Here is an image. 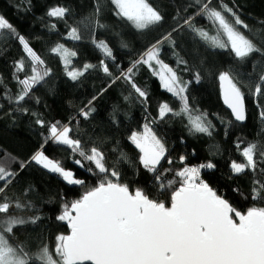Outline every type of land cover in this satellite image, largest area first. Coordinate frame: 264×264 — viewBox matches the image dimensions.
Returning a JSON list of instances; mask_svg holds the SVG:
<instances>
[{"label": "trees", "instance_id": "1", "mask_svg": "<svg viewBox=\"0 0 264 264\" xmlns=\"http://www.w3.org/2000/svg\"><path fill=\"white\" fill-rule=\"evenodd\" d=\"M97 0H0V14L12 23L19 33L28 40L30 46L45 61L44 67L50 69L45 80L33 88L31 97L26 98L19 110L18 105L9 102V95L15 96L21 86L16 80L15 62L21 58L28 63L23 46L19 40L7 33L0 35V161L6 168L18 173L0 193V202L5 199L26 205L22 208L11 207L8 215L23 217L26 220L36 218L17 226L8 238L13 245H22L24 250L34 255L45 245L55 257V237L69 234L66 222L57 219L62 213L63 204L78 199L84 191L93 187L98 177L88 172L94 167L84 162L81 168L73 162L71 151L66 146L55 145L51 141L44 145L47 126L53 122L69 123L73 129L71 135L79 138L86 147L98 146L105 154V163L116 167L120 173V182L128 184L130 189H142L151 198L162 200L170 205L172 189L162 190L160 181L139 163V150L129 137L132 132L142 131L148 122L152 130L165 143L167 158L172 163L161 162L158 169L163 171L161 179L165 182L179 179L175 173L184 166L211 162L213 169L203 172V179L218 195L227 199L239 211L246 212L249 207H264V200L253 199L252 189L257 181L264 183V159L259 150L256 155L257 168L236 174L231 170V162H244L241 152L248 143H256L264 149V96L253 97L249 91V80H255L264 72V55L253 53L244 62H238L230 51L212 49L196 38L187 27L173 32L176 47L166 41L162 45L161 59L176 68L184 81H193L188 86L187 95L194 111L206 113L207 119L214 126L212 135L190 131L188 120L183 116L169 114L164 119L158 116V105L169 103L174 109L180 108L177 98L168 93L151 70L140 65L133 73L135 83L148 92L147 103H141L130 84L124 79L112 81L120 75L121 69H127L131 62L151 44L162 36L179 28L184 20L198 11L194 0H150L164 16L161 24L150 29L136 30L130 22L115 15V7L110 0H100V23L104 28L95 30V38L103 39L113 48L117 59L106 60L112 76L105 74L99 67L105 59L103 54L92 44L93 26L96 19ZM56 5L68 7L70 17L58 20L47 16V11ZM221 5L231 7L249 26L240 28L246 36L264 49V0H211V7L220 9ZM231 20V16L228 15ZM193 23L214 33L213 25L202 15H195ZM55 24L56 29L51 30ZM76 26L82 39L72 41L67 38L68 26ZM63 43L77 56L71 57L70 67L79 68L84 63L97 65L79 80H71L65 70L63 60L51 49ZM122 43L128 45L122 47ZM182 59L184 64H177ZM237 74L245 92L246 120L239 123L223 101L219 87L218 74L227 69ZM200 73L199 83L194 81V74ZM21 78L24 74L20 73ZM111 85V86H109ZM107 89L106 91H102ZM97 97L92 107L95 112L88 119H83L79 111L93 97ZM35 113L36 115H33ZM43 119L45 127L36 123ZM155 123H152V121ZM239 142L240 147L237 148ZM43 145L44 151L51 158L58 159L63 166L72 170L76 177L85 181L84 185H68L58 174L50 173L34 162L30 157ZM121 154L126 159H121ZM185 157L183 163L180 157ZM11 158V159H10ZM79 158V157H76ZM18 161L27 166L21 170ZM3 186V182H0ZM4 215V214H0ZM32 264H39L33 260Z\"/></svg>", "mask_w": 264, "mask_h": 264}, {"label": "snow or ice", "instance_id": "2", "mask_svg": "<svg viewBox=\"0 0 264 264\" xmlns=\"http://www.w3.org/2000/svg\"><path fill=\"white\" fill-rule=\"evenodd\" d=\"M110 2L115 7V15L130 22L136 30L150 29L164 20L162 13L150 0ZM194 4L199 7L193 16L186 18L179 28L174 27L171 32L147 47L138 59L131 62V66L126 70L121 69L120 75L112 83L118 79L126 80L141 103L146 104L149 94L135 83L133 73L138 66H147L159 79L163 89L180 103L178 110L167 102L160 103L159 118L162 120L169 114L186 117L190 131L211 136L214 126L207 119V114L194 111L189 103L187 91L193 81H184L176 68L161 59L162 45L168 41L175 48L176 41L172 33L187 27L206 46L230 51L238 62H244L253 53L264 55V49L257 47L240 30L241 27L248 29L249 26L231 7H211V0H194ZM100 12V0H97L91 42L105 58L100 61V69L112 76L106 60L116 61L114 50L107 41L95 38V30L105 27L100 23ZM226 13L231 16V20ZM70 15L71 10L62 5L53 6L47 11V16L58 20H65ZM195 15L204 16L213 25L215 32L195 25ZM68 28V39H82L76 26L69 25ZM55 29L56 25L52 24L51 30ZM5 33L19 40L28 61L26 64L25 59L21 58L15 62L16 80L21 88L15 96L9 95L7 99L20 106L19 110L27 112L28 109L21 106L22 102L26 98H34L39 103V98L31 97V93L51 70L44 67L45 61L30 46L28 40L19 35L14 25L0 14V35ZM121 46L128 47L126 43ZM51 51L63 60L66 74L73 81L97 67L92 63H84L79 68L70 67L71 57H76L77 52L63 43H58ZM176 63L184 64L185 71L188 70L187 61L178 59ZM20 73L24 74L23 78ZM200 79V73L196 72L194 81L199 83ZM218 80L224 103L231 109L235 120L243 122L246 120L245 92L238 74L229 68L219 72ZM249 91L259 104L258 98L264 96V72L259 73L255 80H249ZM96 98L94 96L93 100L80 109L79 115L83 119H88L95 112L92 103ZM260 115L264 118V110ZM36 123L45 127L43 119L37 118ZM72 132L70 122L65 124L56 121L47 126V136L44 138V145L51 141L55 145L66 146L71 151L73 162L81 168L85 167L84 162H89L94 167L90 166L86 170L98 177L97 183L84 191L78 199L63 204L62 213L57 219L66 222L70 234H58L55 237L56 258L47 245L34 255L25 251L22 245H13L8 237L13 234L14 228L27 222L34 223L36 218L26 220L8 215L11 207L22 208L26 205L18 201L13 205L12 201L5 199L0 202V214H4L0 215V264H32L33 260L39 264H264V207H249L246 212H242L218 195L200 178L202 169H213L215 164L207 162L197 166H184L175 173L179 185L174 186L176 181L165 182L161 179L162 172L168 170L158 171L162 161L172 163L171 158L166 159L168 150L165 143L148 122L143 125L142 131L132 132L129 139L139 150V163L156 174L155 179L160 181V189H172L170 205H166L162 200L151 198L142 189L133 190L128 184L121 183L118 169L106 165L104 152L95 145L86 147L81 139L71 135ZM239 147L238 142L237 148ZM258 150L264 159V149L258 148L256 143H248L241 152L244 162H231L232 172L240 174L248 169L255 171ZM121 159H126V155L121 154ZM184 160L185 157L181 156V163ZM31 162L50 173L58 174L68 185L85 184L72 170L65 168L60 160L47 155L43 145L30 157L28 163ZM18 163L21 170L27 166L25 162ZM16 175L17 172L6 168L0 161V182H3L0 193L5 191ZM252 197L264 200V183L257 181V187L252 189Z\"/></svg>", "mask_w": 264, "mask_h": 264}, {"label": "built area", "instance_id": "3", "mask_svg": "<svg viewBox=\"0 0 264 264\" xmlns=\"http://www.w3.org/2000/svg\"><path fill=\"white\" fill-rule=\"evenodd\" d=\"M200 164H202V163H199V164H196V165H194V166H197V165H200ZM206 170H208V169H202L201 170V173H200V178L203 180V181H205L204 179H203V172H205Z\"/></svg>", "mask_w": 264, "mask_h": 264}, {"label": "water", "instance_id": "4", "mask_svg": "<svg viewBox=\"0 0 264 264\" xmlns=\"http://www.w3.org/2000/svg\"><path fill=\"white\" fill-rule=\"evenodd\" d=\"M227 106V105H226ZM230 111H231V109H230ZM234 117V116H233ZM237 122H239V123H244L245 122V120L243 121V122H240V121H237ZM68 230H69V234H70V229L68 228Z\"/></svg>", "mask_w": 264, "mask_h": 264}]
</instances>
